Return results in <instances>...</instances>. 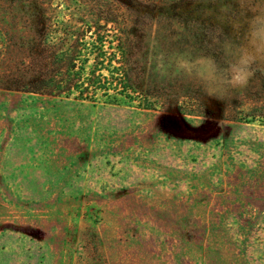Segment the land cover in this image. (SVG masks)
Returning <instances> with one entry per match:
<instances>
[{"label":"rangeland","instance_id":"obj_1","mask_svg":"<svg viewBox=\"0 0 264 264\" xmlns=\"http://www.w3.org/2000/svg\"><path fill=\"white\" fill-rule=\"evenodd\" d=\"M81 20L131 40L130 104L15 90ZM251 110L264 0H0V264H264Z\"/></svg>","mask_w":264,"mask_h":264},{"label":"trees","instance_id":"obj_2","mask_svg":"<svg viewBox=\"0 0 264 264\" xmlns=\"http://www.w3.org/2000/svg\"><path fill=\"white\" fill-rule=\"evenodd\" d=\"M82 30L85 32L75 34L78 31L67 25L55 29L69 38L42 32L39 50L30 54L29 65L21 67L24 73L31 70L35 75L26 81L17 77L15 90L102 105L133 102L139 91L132 83L127 64L131 40L111 36V30L98 23L94 30L89 24H84ZM138 100L141 103L145 98ZM250 112L242 122L264 126V111Z\"/></svg>","mask_w":264,"mask_h":264}]
</instances>
